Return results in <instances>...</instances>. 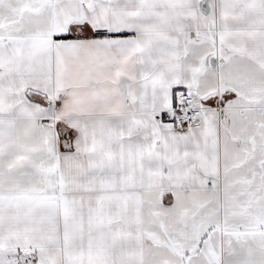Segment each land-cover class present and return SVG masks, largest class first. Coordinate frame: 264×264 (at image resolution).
<instances>
[{
  "label": "snow or ice",
  "instance_id": "1",
  "mask_svg": "<svg viewBox=\"0 0 264 264\" xmlns=\"http://www.w3.org/2000/svg\"><path fill=\"white\" fill-rule=\"evenodd\" d=\"M0 264H264V0H0Z\"/></svg>",
  "mask_w": 264,
  "mask_h": 264
}]
</instances>
